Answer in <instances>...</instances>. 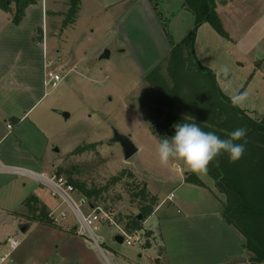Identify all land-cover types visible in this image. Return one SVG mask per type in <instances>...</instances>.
Returning a JSON list of instances; mask_svg holds the SVG:
<instances>
[{
    "label": "rangeland",
    "instance_id": "obj_1",
    "mask_svg": "<svg viewBox=\"0 0 264 264\" xmlns=\"http://www.w3.org/2000/svg\"><path fill=\"white\" fill-rule=\"evenodd\" d=\"M14 6L11 11L4 9L12 21ZM34 6L45 12L41 32L34 34L39 41H34L45 48L48 62L52 61L46 72H58L64 79L56 87L46 79L38 95L43 97L26 116L27 121L12 131L2 150L7 151L14 142L24 157H37L42 166L39 171L49 176L61 175L60 167L76 164L79 176L89 183L106 184L123 169L134 172L136 179L130 181L147 184L163 201L145 222L142 231L147 239L130 246L116 242L120 230L115 226L103 227L100 233L112 264H153L158 214L184 213L199 194L187 185L176 188L180 175L188 171L182 162L172 160L164 166L158 159V143L174 135L170 131L173 115L187 123L198 122L206 131L219 123L222 128V118L227 115L241 121L195 63L216 73L220 91L229 98L247 91L248 99L239 108L256 120L264 119V0H216L229 37L218 33L210 22L201 24L196 31L195 63L185 47L173 51L195 27L194 15L183 0H81L74 24L67 25L70 0H38ZM106 49L110 57L101 58ZM174 87L176 94L171 96ZM64 112L70 116L66 118ZM184 119L174 125L185 123ZM114 127L130 135L138 147L128 160L121 145L112 141ZM235 128L234 124L232 130ZM82 145H91V149L72 155ZM9 152L7 158L0 156L3 164L27 161ZM202 177L219 194L212 185L214 179L208 174ZM35 191L51 195L46 186L28 176L0 174V237L19 240L14 264H108L78 231L71 208L61 198L52 197L60 209L54 212L50 208L44 217L42 203H29ZM171 192L172 201L168 199ZM119 194L121 200L114 203ZM107 197L104 204L116 214L124 217L139 212L121 185L113 187ZM21 224H30L26 233L20 232ZM147 240L149 247L143 246Z\"/></svg>",
    "mask_w": 264,
    "mask_h": 264
},
{
    "label": "crops",
    "instance_id": "obj_2",
    "mask_svg": "<svg viewBox=\"0 0 264 264\" xmlns=\"http://www.w3.org/2000/svg\"><path fill=\"white\" fill-rule=\"evenodd\" d=\"M13 4L15 2L9 5V11L13 10ZM34 5L26 8L19 25L12 21L9 12L0 7V156L7 158L10 150V154H19L23 161L27 160L21 165L16 163L12 166L39 171L42 166L37 157H24L14 142L9 144L8 152L2 150L12 131L27 121L26 116L44 95L38 97L41 87L45 85L48 59L45 48L43 50L34 41V34L43 26L45 12L43 7ZM31 16L38 20L34 21ZM36 90L39 91L37 95ZM8 125H12L11 129ZM187 173L191 172L180 175L176 188L187 185L199 190V194L191 199L192 207L184 213L165 211L158 214L156 232L153 229L158 247L153 264H264L250 261L251 253L244 247L245 237L225 220L223 209L228 200L227 195L217 186L219 194L213 192L211 184L201 175L198 176L204 185L188 183L185 179ZM214 184L215 180L212 182ZM37 192L29 197V203L33 200L32 204L42 203V207L47 206L48 210L55 209L57 202L52 195ZM173 192L168 195V199ZM162 203L154 213L159 211ZM150 245L148 240L143 243L145 247Z\"/></svg>",
    "mask_w": 264,
    "mask_h": 264
},
{
    "label": "trees",
    "instance_id": "obj_3",
    "mask_svg": "<svg viewBox=\"0 0 264 264\" xmlns=\"http://www.w3.org/2000/svg\"><path fill=\"white\" fill-rule=\"evenodd\" d=\"M37 1L0 0V7L9 9V5L15 2L16 9L13 22L19 24L25 16L26 8L37 3ZM80 3L81 0H70V9L64 22L66 25L68 23L74 24L80 9ZM183 3L184 7L193 13L195 27L175 45L173 51L175 52V50L185 47L195 63L198 62L194 48L196 31L201 24L210 22L222 36L229 37V35L217 13L216 0H183ZM37 30L41 32L40 27ZM34 40L36 42L39 41L36 38ZM195 64H197L201 72L208 74L210 83L218 97H221L224 103L231 105L241 119V121L236 122L231 116L227 115V117L222 118V128L218 122V127L217 125H212V129L208 131H212L222 139H226L230 137L234 124L236 126L235 129L244 128L247 130V135L244 139L235 141V143L246 142V150L243 157L239 161L232 163L227 153H221L209 165L208 174L215 180L217 188L227 195L228 200L224 205L223 216L229 224L234 225L245 237L244 247L251 253L250 261L253 263L264 262V119L256 120L246 114L243 109L233 106L230 98L220 91L215 73L206 67L199 66V63ZM174 94H176L175 87L171 90V96ZM173 116L174 119L170 120V127H174L175 122L184 119L177 114ZM184 121L187 122L185 119ZM193 123H197L202 129L204 128L198 122ZM213 123L215 122L213 121ZM228 123H230L229 127H227ZM231 124L233 127H231ZM171 129L170 131L173 133ZM90 147L91 145L78 146L72 155L90 150ZM58 171L61 175H66L79 192L87 196L94 204H104L108 201L107 194L111 189L121 185L130 195V203L135 205L143 215L142 221L137 220L134 217L135 215L124 217L120 214L118 215L120 222L124 219L126 220L125 226L129 231L143 230L144 223L160 204L159 197L150 191L146 184L130 181L132 179L135 180L136 176L134 172L128 169L121 170L103 185L83 180L79 176L81 173L80 167L76 164H71L67 168L60 167ZM77 174L79 177H76ZM185 179L188 183L204 185V182L196 173H187ZM121 198L122 196L119 194L112 201L115 203ZM32 202L34 201L31 200L30 205H33ZM42 209H44L43 215L45 217L49 210L47 206H43Z\"/></svg>",
    "mask_w": 264,
    "mask_h": 264
},
{
    "label": "built area",
    "instance_id": "obj_4",
    "mask_svg": "<svg viewBox=\"0 0 264 264\" xmlns=\"http://www.w3.org/2000/svg\"><path fill=\"white\" fill-rule=\"evenodd\" d=\"M51 64L52 61L48 62L47 60L46 68L47 66H51ZM46 79L49 84L56 87L64 79V75L50 70L46 72ZM11 127L12 125H8V128ZM2 173H13L28 176L46 186L56 200L61 198L62 201L60 202L62 204H67L74 212L77 218L76 227L80 234L88 239L91 248L98 249L108 264L112 263L107 257L103 247L105 237L102 233H100L103 227H117L120 230V233L117 234L123 235L124 243L130 246L137 244L138 242H142L144 238L146 239L142 230H127L125 224L119 221V214H116L114 210L108 208L104 204H94L91 202L87 196L81 194L65 176L58 174H52L49 176L44 172L30 170L19 166L6 165L3 164L0 159V174ZM173 197L174 194H171L169 199L171 200ZM59 209L60 206H57L54 209V212ZM62 217L66 218L67 215L63 212ZM18 246L19 240L15 237H0V264H14L13 256Z\"/></svg>",
    "mask_w": 264,
    "mask_h": 264
},
{
    "label": "clouds",
    "instance_id": "obj_5",
    "mask_svg": "<svg viewBox=\"0 0 264 264\" xmlns=\"http://www.w3.org/2000/svg\"><path fill=\"white\" fill-rule=\"evenodd\" d=\"M249 93L236 92L230 96L233 106L243 107ZM173 136L163 138L157 145V155L161 165L170 161L183 163L189 172L207 175L209 165L221 155L227 153L232 163L239 161L245 153V143H235L244 139L247 130L237 128L230 137L222 139L212 131H204L197 123H178L174 125Z\"/></svg>",
    "mask_w": 264,
    "mask_h": 264
},
{
    "label": "water",
    "instance_id": "obj_6",
    "mask_svg": "<svg viewBox=\"0 0 264 264\" xmlns=\"http://www.w3.org/2000/svg\"><path fill=\"white\" fill-rule=\"evenodd\" d=\"M110 50L106 49L105 52L101 55V58H109L110 57ZM111 99V98H110ZM66 118H68L70 116V114L68 112H64L63 114ZM172 132L173 134L175 133V129L174 127H172ZM113 142L119 143L122 147L123 153H124V158L126 160L130 159L131 157H133L137 152H138V147L136 146V144L133 142L132 138L130 135H126L123 134L121 132L118 131V129H116L115 127L113 128V138H112ZM54 150L56 152H60L59 148L57 146L54 147ZM137 220L142 221L143 220V215L138 212L137 214H135L134 216ZM30 228V224H21L19 225V230L22 233H26L28 231V229ZM115 240L118 243H124V236L121 234H117L115 236Z\"/></svg>",
    "mask_w": 264,
    "mask_h": 264
}]
</instances>
